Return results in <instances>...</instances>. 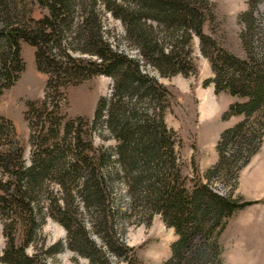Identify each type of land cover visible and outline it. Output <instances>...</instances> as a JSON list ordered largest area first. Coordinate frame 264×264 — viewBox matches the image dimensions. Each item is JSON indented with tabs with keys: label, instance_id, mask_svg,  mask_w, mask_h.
Segmentation results:
<instances>
[{
	"label": "trees",
	"instance_id": "1",
	"mask_svg": "<svg viewBox=\"0 0 264 264\" xmlns=\"http://www.w3.org/2000/svg\"><path fill=\"white\" fill-rule=\"evenodd\" d=\"M25 1L30 6L28 12L24 10ZM101 2L120 20L126 39L137 48L144 63L162 77L195 73L190 41L193 35L198 37L201 52L214 73V93L242 100L230 104L224 114L225 118L244 119L220 135L214 168H230L233 161L239 163L236 171L245 166L264 136V56L247 51L248 46L251 48L255 22L252 14L257 0H250L247 13L242 15L249 18V22H243L241 35L249 53L243 60L219 49L203 34L204 10L209 0ZM96 3L97 0H0V96L15 85L25 70L21 43L34 49L36 70L47 76L46 101L95 76L111 78V97L99 98L91 124L94 128L105 124L117 141L115 163L123 169L121 176L129 191H135L148 208L160 213L166 226L174 229L178 237L172 246L174 258L195 235L215 246L226 221L252 202L217 195L202 183L186 187L174 169L175 142L170 136L174 132L167 131L164 110L159 106L166 88L140 71L141 60L112 48L103 39ZM33 8L39 11L38 18L32 16ZM159 26L167 34V46L159 37ZM46 101L27 103L25 117L32 148L29 165L24 160V147L15 137L14 125L0 115V216L7 240L0 262L5 264L33 262L24 254V248L39 228L33 204L45 182L53 180L68 193L74 190L97 218L107 219L106 192L112 179L106 167L112 163L110 152L93 147L88 130L83 129L88 122L82 118L65 120L54 105L48 109ZM144 102L148 108L142 107ZM32 117L35 121L30 123ZM115 176L121 179L117 171ZM56 218L77 242L78 250L93 249L83 228L65 216L64 210L60 209ZM16 225L24 233L19 246L13 236ZM103 232L102 238L108 237Z\"/></svg>",
	"mask_w": 264,
	"mask_h": 264
},
{
	"label": "rangeland",
	"instance_id": "2",
	"mask_svg": "<svg viewBox=\"0 0 264 264\" xmlns=\"http://www.w3.org/2000/svg\"><path fill=\"white\" fill-rule=\"evenodd\" d=\"M101 1L97 0L96 4L103 39L112 48L141 60L140 71L166 88L159 106L164 110L162 117L167 131L174 132L170 135L175 142L174 169L179 172L186 187L190 189L194 183H202L217 195L241 197L252 204L226 221L215 246L195 235L174 258L172 246L178 239L174 229L166 226L160 213L148 208L135 191H129L126 179L121 176L123 169L115 163L117 141L105 124L97 128L91 124L99 98L111 97L112 79L104 75L95 76L68 87L62 95L56 96L57 99L46 101L47 76L36 70L34 49L21 43L25 70L15 85L0 96V115L14 125L15 137L24 147L25 163L30 164L32 150L31 130L25 117L27 103L45 100L48 109L54 105L65 120L82 118L84 123H89L83 129L88 130L93 147L108 151L112 156V163L107 165L106 171L113 180L106 192L108 220L97 218L74 190L68 193L53 180L45 182L36 195L37 202L33 204L39 228L25 246L24 254L33 259L32 264H264V136L258 151L239 171H236L239 163L234 161L230 168H214L218 162L216 145L220 135L244 119L243 116L225 118L224 114L230 104L242 100L227 93H214L211 83L214 73L209 60L201 52L198 37L194 35L190 41V57L195 73L160 76L153 67L144 63L137 48L126 39L120 20L114 18ZM249 1L209 0V6H205L204 10L203 34L210 37L219 49L241 60L248 58L250 51L258 57L264 56L263 0H257L253 10L255 22L253 35L250 36L251 48L248 46L246 49L248 52L241 40L245 29L243 22H249L247 16L242 18L249 9ZM24 5V10L28 12V2L25 1ZM33 9L32 16L38 18L39 11ZM156 29L167 46L164 28L159 26ZM205 49L210 51L207 46ZM146 106L144 102L142 107ZM31 121L35 119L32 117ZM116 171L121 179L115 176ZM132 188L135 189L133 185ZM60 209L65 211V216L79 223L94 245L93 249L78 250L77 242L57 221ZM103 231L108 237L102 238ZM13 236L16 246L21 245L24 233L20 225L15 226ZM6 243L3 218L0 216V257Z\"/></svg>",
	"mask_w": 264,
	"mask_h": 264
}]
</instances>
